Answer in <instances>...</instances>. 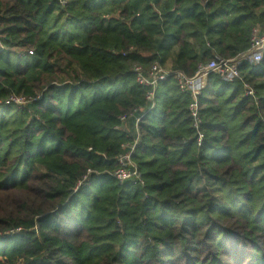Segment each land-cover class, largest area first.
<instances>
[{
  "label": "trees",
  "instance_id": "obj_1",
  "mask_svg": "<svg viewBox=\"0 0 264 264\" xmlns=\"http://www.w3.org/2000/svg\"><path fill=\"white\" fill-rule=\"evenodd\" d=\"M61 1L0 0V264H264V52L206 75L197 129L132 73L245 54L264 0Z\"/></svg>",
  "mask_w": 264,
  "mask_h": 264
},
{
  "label": "built area",
  "instance_id": "obj_2",
  "mask_svg": "<svg viewBox=\"0 0 264 264\" xmlns=\"http://www.w3.org/2000/svg\"><path fill=\"white\" fill-rule=\"evenodd\" d=\"M60 4L63 5L64 1L59 0ZM5 46L2 43L1 34H0V50H4ZM264 52V32H260L257 29H254L250 38V46L245 54L240 55L235 59L227 60H212L205 65H199L197 72L193 77H187L184 73L180 71H166L163 70L159 65L154 64L150 69L143 71L140 67H134L132 73L134 75L135 81L140 86H143L147 89V92L144 96L146 102H148L149 109L154 108V93L157 88V85L160 82L165 81L168 77L172 76L178 86V89L181 92H189L192 97V103L189 105L190 116L193 119V128L197 129L200 124V119L198 117V109L196 96L199 93V89L203 87L205 77L208 73H216L221 77L227 79H232L238 77V66L240 62L245 59L250 62H259L262 58ZM30 53V52H29ZM247 95L252 96L253 92L251 90L247 91ZM10 102L17 105L18 107L25 105V100L19 97H11ZM136 110H133L131 113L126 115H120L118 117L119 124H124L128 119L134 118L135 126L137 125L140 118L144 115L142 113L138 117H135ZM118 127H116L117 129ZM129 151L121 156H118L116 159L117 167L110 173V176L120 183L123 182H132L143 185L141 174L131 161V153L134 148V144L129 147Z\"/></svg>",
  "mask_w": 264,
  "mask_h": 264
},
{
  "label": "crops",
  "instance_id": "obj_3",
  "mask_svg": "<svg viewBox=\"0 0 264 264\" xmlns=\"http://www.w3.org/2000/svg\"><path fill=\"white\" fill-rule=\"evenodd\" d=\"M205 82V81H204Z\"/></svg>",
  "mask_w": 264,
  "mask_h": 264
}]
</instances>
